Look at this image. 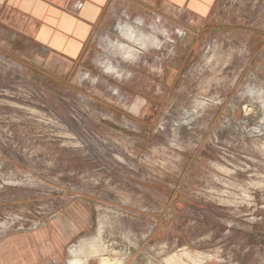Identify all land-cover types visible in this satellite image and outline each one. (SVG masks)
<instances>
[{
	"label": "rangeland",
	"instance_id": "374dc122",
	"mask_svg": "<svg viewBox=\"0 0 264 264\" xmlns=\"http://www.w3.org/2000/svg\"><path fill=\"white\" fill-rule=\"evenodd\" d=\"M114 9L73 65L0 41V264H264V0Z\"/></svg>",
	"mask_w": 264,
	"mask_h": 264
},
{
	"label": "crops",
	"instance_id": "0c3cea01",
	"mask_svg": "<svg viewBox=\"0 0 264 264\" xmlns=\"http://www.w3.org/2000/svg\"><path fill=\"white\" fill-rule=\"evenodd\" d=\"M219 0H0L2 37L28 43L40 62L47 52L70 64L79 62L116 7L158 12L171 21L191 23L211 17ZM189 22V21H188ZM190 23V24H191ZM7 40V39H6ZM42 61V62H43Z\"/></svg>",
	"mask_w": 264,
	"mask_h": 264
},
{
	"label": "bare ground",
	"instance_id": "6f19581e",
	"mask_svg": "<svg viewBox=\"0 0 264 264\" xmlns=\"http://www.w3.org/2000/svg\"><path fill=\"white\" fill-rule=\"evenodd\" d=\"M124 30L125 29H123L124 34L127 37H129V39H135L136 44H139V46H141V47H143L145 45L143 43V39L146 40V41H148V42H152L157 47H160V43H159L160 41H159L158 38H155L153 36H150L149 37L148 35L145 36V37H142V34L137 35L135 31H132V30H129V29H126L125 31ZM121 31H122V28H121ZM120 34H122V33H120ZM140 37L143 38V39H141ZM125 48H127V49L125 51V54H123V56L126 55V59L127 60H132V59L136 58V55L139 53V50L138 49H136V48L134 49L133 47H125ZM112 69H114V66L113 65H112ZM83 245L85 246L86 244H83ZM84 246H81L80 247L81 249H79L78 251L77 250H73L72 251V255L75 256L74 257L75 259L72 260L70 262V264H83V262L79 259V255L81 253H83L84 255H86L88 253L87 255L90 258L91 257H97V258H99L100 264H125L127 258L129 257V256L125 257L126 255H120L119 253H116V251H114V250H110L109 251V250H105V249L103 250L101 248H97V246H94L93 244H91L90 246L86 245V248ZM103 246H105V245H103ZM107 248H108V246H107ZM87 249H89V250L87 251ZM128 255H130V254H128Z\"/></svg>",
	"mask_w": 264,
	"mask_h": 264
}]
</instances>
